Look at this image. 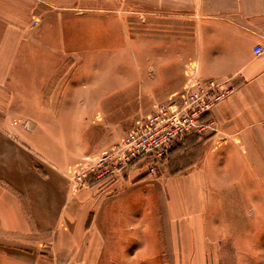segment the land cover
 I'll return each mask as SVG.
<instances>
[{
    "label": "crops",
    "instance_id": "1",
    "mask_svg": "<svg viewBox=\"0 0 264 264\" xmlns=\"http://www.w3.org/2000/svg\"><path fill=\"white\" fill-rule=\"evenodd\" d=\"M88 17L90 32L113 33L122 24L118 37L127 41L131 21L152 26L141 25L138 34L139 52L149 54L138 64L153 70L139 82L140 100L151 102L139 119L195 78L233 87L212 110L216 129L207 132L199 168L151 177L137 161L120 174L73 185L69 175L85 157L111 148L131 128L129 121L110 122L105 107L102 136L91 149L83 116L98 114L99 100H114L113 84L101 95L96 87L89 96L80 88L67 93L71 82L50 72L69 63L63 20ZM36 18L39 27L30 30ZM53 22L61 32H44ZM258 44L262 52L255 54ZM53 54L63 60L50 61ZM51 83L61 93L44 92ZM67 96L88 100L90 113L75 103L65 128L50 131L55 137L26 118L44 109L43 100ZM214 196L250 203L264 197V0H0V264H145L162 260L163 251L168 260H178L179 251L193 260V219L217 213L221 205L209 206Z\"/></svg>",
    "mask_w": 264,
    "mask_h": 264
},
{
    "label": "rangeland",
    "instance_id": "2",
    "mask_svg": "<svg viewBox=\"0 0 264 264\" xmlns=\"http://www.w3.org/2000/svg\"><path fill=\"white\" fill-rule=\"evenodd\" d=\"M87 19L89 17L81 20L73 18L63 20L61 24L63 25V32H65L66 46L64 59L65 62L69 63L65 67L60 66L59 69L50 68V72L59 77L65 76L66 82H71L64 87V91L67 93L76 92L78 91L77 88H80L82 94L88 93L89 96L93 88L96 87L97 92L100 94L103 91L104 93L107 92L106 88L110 82L113 84V90L109 93H113L112 99L114 100L108 102L99 100L96 107L98 114L95 112L90 117L83 116L85 124L88 125L85 126L86 130L89 131L86 143L92 149L98 144V138L102 136H100L101 130H98L100 129V125H98L101 119L100 110H106L105 107L111 110L110 122L114 125L129 121L130 127H132V124L140 118L141 113L139 111L147 110L151 104V102H143L139 98V82L143 77L150 78L153 70L142 68L138 64L144 56L149 55L139 52L138 34L143 32L144 27L141 28V25L147 26L146 31H150L152 26L144 21H131L129 23V40L127 41L125 38L118 37L121 36L123 30L122 24L119 26L115 24L113 33H111V28L108 29L109 32H104L105 34L90 32V27H87L89 22H85ZM39 24L40 18L34 19L30 30L38 28ZM53 24V26L52 23L46 26L44 32H61L58 30L57 23L53 22ZM77 26H82V29L78 30ZM40 31L39 28L38 32ZM94 33L97 35L93 36ZM111 35L115 37H111ZM126 42L127 44H125ZM83 45H96V52H89V48H85ZM77 46H80L79 49L83 47L81 52H78L79 49L76 52L73 51ZM128 50L129 52H127ZM62 57V54H53L49 60L60 58L62 61ZM91 64L93 65L92 68ZM95 64L96 66H94ZM47 91L51 93L60 91L61 93L60 85L51 83L49 86L44 87V92ZM41 103H43L44 109H38L33 116L26 118L37 125L40 130L45 129L49 132V136H54L55 132H50L51 130L57 126H63V120L68 121L69 115L67 113L68 110L71 111V108L78 105L87 110L86 114L90 113L88 107L90 102L85 98L74 102L67 96L66 100H43ZM91 112L93 113L94 110H91ZM23 119L25 121V118ZM13 122L16 123V121ZM25 123H27V120ZM64 134L71 135V132L67 129ZM210 134L207 132L192 134L180 140L168 151L163 162L155 163L154 172L150 170L151 165L148 160H139L141 162V165H139L141 172L144 173L143 175H151V177H172L199 168L208 151ZM38 135L40 136L41 133L39 132ZM104 140L105 138L100 141ZM97 154L94 153L87 157H93ZM84 162L85 160H83V164ZM82 166L75 170L80 169ZM126 170L127 168L120 173ZM211 200L209 206H213V201L221 205L217 213L209 212L207 218L205 214H200L194 216L193 219V243H188V248L194 251L193 260L189 258L191 255L185 256L181 251L178 253V260H168L165 259L163 251L162 260L146 262L145 264H264V197L253 198V203H250V197L244 196L225 197L224 201L221 202H219L220 198L218 196H214L211 197ZM186 230L188 234L186 240H189L191 230ZM166 247L163 244V249ZM198 254L207 255L206 259H197ZM185 257L188 258L185 259ZM130 264L135 263L131 261Z\"/></svg>",
    "mask_w": 264,
    "mask_h": 264
},
{
    "label": "built area",
    "instance_id": "3",
    "mask_svg": "<svg viewBox=\"0 0 264 264\" xmlns=\"http://www.w3.org/2000/svg\"><path fill=\"white\" fill-rule=\"evenodd\" d=\"M262 46L254 48L255 54ZM233 87L213 78H195L189 81L179 95L157 103L143 118L111 148L93 157H86L83 166L70 173L75 187L120 173L131 164L146 159L154 172L155 163L163 162L168 151L188 135L202 134L216 129L211 116L214 107Z\"/></svg>",
    "mask_w": 264,
    "mask_h": 264
}]
</instances>
